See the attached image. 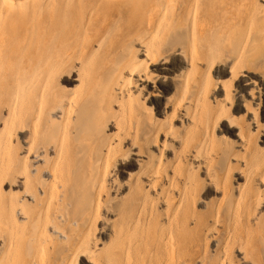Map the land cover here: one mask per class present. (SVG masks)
I'll return each mask as SVG.
<instances>
[{"label": "bare ground", "instance_id": "obj_1", "mask_svg": "<svg viewBox=\"0 0 264 264\" xmlns=\"http://www.w3.org/2000/svg\"><path fill=\"white\" fill-rule=\"evenodd\" d=\"M251 1L255 4L257 0L249 3L247 0L222 3L220 0H47L41 7L37 5L39 0H0V264H238L239 261L261 264L252 256L261 242L252 221L260 205L264 206V145L260 146L264 144V100L254 98L252 90L254 81L264 87V74L240 65L254 52L252 48H256L257 54L262 51L258 44L264 39L260 36L264 34V16L260 18L256 12L252 15L250 8L252 24L258 23L255 21L258 17L260 23L256 27L262 33L258 32L257 36L247 33L243 44L239 41L241 46L235 50L236 55L232 54L234 50L230 51L232 59H227L228 51L224 53L227 58L219 60V69H215L214 59H207L220 44L223 47L222 43L230 36L231 24L237 25L238 17L234 23L229 18L213 19L211 9H225L228 4L241 8L249 6ZM180 8L187 10V20L181 18ZM80 9L86 10L84 21L78 17ZM138 12L144 14L145 20L136 44L120 65L111 64L115 69L106 77L109 82L112 76L106 90L108 102L98 103L95 57H84L77 63L71 48L73 41L79 36H83L84 42L99 36L109 16H132ZM240 12L243 14V10ZM177 26H184L182 30L187 32L183 46L167 42ZM100 44L96 48L100 49ZM263 44L264 41L260 45ZM106 50L104 55L108 53ZM177 56L179 61L173 62ZM202 65L205 72L198 74ZM180 69H185V75L176 81L171 74ZM219 74L225 77H220L223 96L215 100L213 77ZM57 79L59 91L54 89ZM143 87L147 91L141 97ZM242 95L249 96L252 104L244 103ZM153 100L158 101L157 111L162 108L169 111L167 120L156 121L152 127L148 116L154 111ZM254 105H260L259 112ZM237 110L254 124V132L239 124L241 117L239 121L235 118ZM174 119L184 122L185 133L178 134L182 137L177 135ZM151 127L154 142L158 137L161 140V147L157 146L161 153L172 143L178 146L175 159L170 168L161 155L147 161L144 170L138 172L143 176L138 188L141 204L135 205L139 212L135 216V208L134 217L124 216L125 220L109 230L110 236L106 234L109 240L100 243L96 222L103 211L108 181L118 174L116 170L113 175L116 167L127 161L137 164L141 161L137 135ZM228 129H233L231 133L246 154L238 151L230 154L226 167L222 166L225 173L217 176L214 166L219 153L217 139ZM260 132V145L253 144L252 139ZM149 157L153 158L151 153ZM237 163L242 168L238 167L241 171L236 177H241L243 182L235 189L230 221L220 225L221 207H216L219 215L213 213L211 219L196 216L202 214L195 212V206L208 186L219 190L222 200L229 195L228 182ZM199 169H203V176L198 175ZM76 209L86 214L82 222L75 219ZM65 226L75 228L69 231ZM221 226L224 237L215 253L209 251L212 255L209 257L197 255L193 245L196 238L211 246L208 242L219 237Z\"/></svg>", "mask_w": 264, "mask_h": 264}, {"label": "rangeland", "instance_id": "obj_2", "mask_svg": "<svg viewBox=\"0 0 264 264\" xmlns=\"http://www.w3.org/2000/svg\"><path fill=\"white\" fill-rule=\"evenodd\" d=\"M42 1V2H41ZM44 1V2H43ZM115 1H119V0H115ZM120 1H122V0H120ZM124 1V0H123ZM224 1H229L230 2V0H220V3H222V2H224ZM232 1H234V0H232ZM261 1V2H260ZM45 2H47V0H39V4L37 3V5H39V6H43V4L45 3ZM250 2V0H247V3H249ZM251 4H252V6H251ZM257 4H258V9H257ZM261 4V5H260ZM228 6V7H227ZM226 6V8L225 9H227V10H225V9H219V8H213V9H211V13H210V15L213 17V19L214 18H216V17H220L219 19L220 20H222L223 19V21H224V19L226 20V19H230V21L231 22H235L236 20L238 21H236V23L235 24H237V25H234V24H231V26L230 27H232L231 28V31H230V36L227 38V40L224 42L225 44L227 43V46L224 44V43H222V45H223V47L221 46V44L219 45V47H217V48H215L214 50H213V52H211V55H210V53L207 55V59H214V61H215V69H219V66H220V64H221V61H219V60H221V59H225V58H227L228 60L229 59H232L233 58V56H235L236 54H234V52H235V50H236V52H237V50L240 48L239 46H241V44L240 43H242L243 44V42H244V39H245V37L247 36V33L249 34V35H253V36H257L259 33H262V32H260V29L258 30V27H256V25H258V23H260V21H259V19L258 20H256L258 17H263L264 16V10H262V8L264 9V0H257L256 2H255V4H254V2H252L251 1V3L249 4V6H246V7H241V8H238V7H234L233 8V6H229V4ZM251 6V7H250ZM263 6V7H262ZM229 7H230V9H229ZM249 8V9H248ZM250 8H251V10H252V15L254 14V12H256V13H258L260 16H258L256 19H255V21H256V23L257 24H252V21H251V16L252 15H250L251 14V10H250ZM181 9V8H180ZM178 10V12L180 11V16H181V14H182V17L181 18H183L184 20H187V17H188V15H187V10H185V9H181V10ZM259 9H261L262 11V13L259 11ZM185 10V11H184ZM243 10V14H241V12L240 11H242ZM250 10V11H249ZM79 11L82 13H80L79 14ZM79 11H77L78 13H77V15L79 14V18L81 19V21H84L85 19H86V10H84V9H80ZM228 11H229V14H228ZM231 11V12H230ZM235 11H236V13H235ZM87 12H88V10H87ZM235 14H234V13ZM240 12V13H239ZM247 12H248V14H247ZM250 12V13H249ZM248 15V16H245L246 14ZM239 14H241L242 15V18L243 19H245V17H246V20L244 21L243 19H241V16L239 15ZM83 15V16H82ZM142 15H143V17H142ZM224 15V16H223ZM232 15V16H231ZM238 15V17L236 18V16ZM263 15V16H262ZM81 16V17H80ZM116 16V17H115ZM136 16H138L137 18H136ZM223 16V17H222ZM226 16V17H225ZM230 16V17H229ZM113 16H109V17H107V20L105 21V23H103L102 24V27H103V29L101 30V32H100V34H99V36H95V37H93V38H91L90 40H85V42H84V39H83V36H79V37H77V39L75 38L74 39V41H73V43H74V45H72L71 46V48H73V50H74V57H75V61H78L77 63H79V61L80 60H82L84 57H95L96 58V60H95V58H93L94 59V61L93 62H95V64H94V66H97V67H94L95 68V76H97V77H95V83H96V96H97V99H98V103H106V102H108L107 101V92H106V90L108 89V87H109V85H110V82H111V78H112V76L110 75L109 76V82H107V79H108V75H109V72H110V70L111 71H114V70H112V68H114L115 69V67H117L118 65H120L121 64V62H123L124 60H125V58L127 57V55H128V53H129V51H130V49L132 48V47H134L135 46V44L136 43H134L136 40V37H137V35H138V33L140 32V29L142 28V25H143V23H144V20H145V17H144V14L143 13H141V12H138L137 14H134V15H132V16H129V15H122V17H121V15H119V14H116V15H114V17L112 18ZM123 17L125 18V20L123 21ZM233 17V18H232ZM85 18V19H84ZM231 18L232 19H234V21H232L231 20ZM235 18H236V20H235ZM250 18V19H249ZM255 18V17H254ZM253 18V19H254ZM77 19V18H76ZM228 19V20H229ZM238 19H240V20H238ZM114 20V21H113ZM129 20V21H128ZM137 20V21H136ZM242 20H243V23H242ZM261 20V19H260ZM80 21V20H79ZM81 21H80V23H81ZM113 21V22H112ZM251 21V22H250ZM115 22H116V24H115ZM119 22H123V23H121L120 25H119ZM79 22H78V24H80ZM115 24L114 26H113V24ZM249 23H251V24H249ZM122 24H127L126 26L125 25H123V27H121L122 26ZM128 24H130V25H128ZM239 24V25H238ZM241 24H243V25H241ZM120 27H119V26ZM141 25V26H140ZM248 25H250V26H248ZM253 25V26H252ZM109 26V27H108ZM117 26V28H115ZM251 26H252V31H251ZM113 27V28H112ZM129 27V28H128ZM182 27H184V26H181L180 28H179V26H177V27H175L174 28V30L172 31V32H174V33H171L170 35H169V38H168V40H167V42H170V43H168V44H172V42L171 41H173V45H178L179 46V44H180V46L182 45H185V43L187 42V32H185V29H183L182 30ZM246 27H248V28H246ZM250 27V28H249ZM120 28H122L121 29V31L119 30ZM140 28V29H139ZM179 28V29H178ZM254 28H256V29H254ZM100 29V28H99ZM111 29V30H110ZM124 29H126V30H124ZM240 29H241V33H240ZM247 29V30H246ZM248 29H250L249 31H248ZM107 30V31H106ZM113 30V31H112ZM175 30H176V32H175ZM180 30H182V32L180 31ZM244 30H246V31H244ZM254 30H256L255 32H254ZM116 31V32H115ZM119 33H121V34H119ZM134 31V32H133ZM181 32L182 33V35L183 36H181V34L180 33H178V32ZM184 31V32H183ZM239 31V32H238ZM251 31V32H250ZM108 32H109V34H108ZM113 32H114V34H113ZM125 32V33H124ZM255 34H254V33ZM259 32V33H258ZM110 33H111V35H110ZM177 33L179 34V35H177ZM244 33V35H245V33H246V35L244 36V35H242ZM257 33V34H256ZM105 34H106V37L104 38V36H105ZM112 34H113V36H112ZM134 34V36H132ZM179 37V36H181L179 39H178V37L176 36V35ZM241 36H240V35ZM263 34V33H262ZM262 34L260 35L262 38L264 37V34H263V36H262ZM108 35V36H107ZM172 35V36H171ZM238 35L240 36V39H239V37H238ZM236 36V37H235ZM110 37H111V40H110ZM118 37V38H117ZM172 37V38H171ZM176 37V38H175ZM231 37V38H230ZM233 37H235V38H233ZM113 38V39H112ZM171 38V39H170ZM242 38H243V41H242ZM83 39V40H82ZM101 39H104L105 40V42H103V40H101ZM109 40L110 42V44L108 43V41L107 40ZM234 39V40H233ZM237 41H236V40ZM239 39V40H238ZM97 40V41H96ZM178 40V41H177ZM229 40H231V41H229ZM89 41V42H88ZM101 41V44L99 43ZM177 41V42H176ZM183 41H185V43L183 42ZM228 41H229V43H228ZM233 41V42H232ZM235 41V42H234ZM239 41H240V43H239ZM260 41L263 43V41H264V39H260ZM78 42V43H77ZM102 42H103V45H102ZM236 42H238V43H236ZM87 43V44H86ZM97 43L98 44H100L101 45V47H99L100 49H98V48H96L97 46H95V45H97ZM105 43V44H104ZM107 43V44H106ZM113 43V44H112ZM123 43H125L124 45H123ZM127 43V44H126ZM176 43H178V44H176ZM231 43H232V47H231ZM262 43H260L259 42V47H260V49L262 50V51H260L259 50V47H258V45H257V50H259L260 51V54H259V57H258V54H257V51H256V53H255V50H256V48L254 49V48H252L253 49V51H252V49H251V51L253 52L252 54H254V56H255V54H256V57H254V56H252V54H249V56L247 57V59L246 60H244V62H243V64L241 63V65L240 66H243V67H249L250 66V68L254 71V68L258 71H254V72H256V74H258V73H260V75H263L264 73V56H263V51H264V44L263 45H260V44H262ZM112 44V45H111ZM115 44V45H114ZM233 44H237V45H233ZM77 45V46H76ZM107 45H109V49L108 50H106V48H108V46ZM129 45H130V47H129ZM229 45H230V47L232 48V49H230V47H229ZM110 46H113V47H111V49H110ZM234 46V47H233ZM262 46H263V48H262ZM80 47V48H79ZM85 48V50H84V48ZM102 47H104V48H102ZM129 47V48H128ZM221 47V48H220ZM226 47H227V49H226ZM65 48V47H64ZM118 48V49H117ZM234 48V49H233ZM80 49V50H79ZM84 51H83V50ZM102 49H104V51L102 50ZM121 49H123L122 50V52H121ZM216 49H219L218 51L216 50ZM224 49V50H223ZM61 50H63V48L61 49ZM71 50V49H70ZM75 50H77V51H75ZM93 50H95V52L93 51ZM101 50V51H100ZM105 50H106V52H108V53H106V55H104V52H105ZM114 50V51H113ZM226 50V51H225ZM234 50V51H233ZM82 51V52H81ZM93 51V52H92ZM100 51V52H99ZM110 51V52H109ZM115 51H117V52H115ZM220 51V52H219ZM224 51V52H223ZM228 51V54H229V56H228V54L226 53V56H225V52H227ZM230 51H233V56H232V58H231V52ZM258 51V52H259ZM100 53V56H101V58L99 57V54H97V53ZM103 52V53H102ZM128 52V53H127ZM235 52V53H236ZM262 52V53H261ZM94 53V54H93ZM113 53V54H112ZM217 53L218 54V56H217V54L215 55V54ZM251 53V52H250ZM120 54V55H119ZM123 54V55H122ZM224 54V56H222V55ZM231 54V55H230ZM77 55V56H76ZM78 55H81V56H78ZM92 55V56H91ZM94 55H96V56H94ZM97 55H98V57H97ZM104 55V56H103ZM109 55V56H108ZM117 55V56H116ZM210 55V56H209ZM213 55V56H212ZM215 55V56H214ZM121 56V57H120ZM251 56V57H250ZM77 57H79V58H77ZM103 57H104V60H103ZM120 57V58H119ZM209 57V58H208ZM254 57V58H253ZM107 58V59H106ZM116 58V59H115ZM248 58H251V60L250 59H248ZM257 58V59H256ZM259 58H260V60H259ZM77 59V60H76ZM80 59V60H79ZM109 59V60H108ZM121 59V60H120ZM179 59L180 58H178V56L177 57H174L173 59H172V61L173 62H175V60H176V62L177 61H179ZM217 61H216V60ZM254 59V60H253ZM262 59V60H261ZM101 60V61H100ZM103 60V61H102ZM117 60V61H116ZM248 60H250L249 62H248ZM105 61V62H104ZM107 61V62H106ZM109 61V62H108ZM251 61H253L252 63H251ZM258 61H262V63L261 62H258ZM115 62V63H114ZM248 62V63H247ZM100 63V64H99ZM114 63V65H115V67H114V65H112L111 66V64H113ZM256 63V64H255ZM98 64V65H97ZM252 64V65H251ZM203 65L205 66V62H203ZM200 66L201 68H200V71L198 72V74H203V72H205L204 70H205V68H204V66ZM248 65V66H247ZM254 66V67H253ZM257 68H256V67ZM99 67V68H98ZM109 68V69H108ZM105 70V71H104ZM109 70V71H108ZM99 71V72H98ZM100 71H101V73H100ZM106 71H108V72H106ZM106 72V73H105ZM157 73H158V71H156ZM213 72L214 71H212V76H214L213 75ZM113 72H111V74H112ZM97 74V75H96ZM99 74H101V75H99ZM99 75V76H98ZM105 75V76H104ZM113 75V74H112ZM172 75V77L173 78H175L176 79V81H179V79L180 78H183V76L185 75V69H180V70H178V71H176L174 74H171ZM100 77H102L101 79H100ZM106 77H107V79H106ZM222 79H224L225 77H223L222 75H218V76H215V77H213V84H214V86H215V88H216V92L218 93H214L213 95V97H214V99L215 100H217V99H219V97L222 95L223 96V92L221 91V78ZM104 78V79H103ZM103 79V80H102ZM104 80H106L105 82H104ZM97 82H98V84H97ZM103 82V83H102ZM107 82V83H106ZM219 83V84H218ZM54 89L55 90H57V91H59V86H60V81L57 79V82L55 81L54 82ZM218 84V85H217ZM254 84H255V86H254V88H253V90H252V92L254 93V98H255V96H256V98L257 99H262V100H264V87H262V85H260L259 83H258V81H254ZM155 85V87H156V85L157 84H154ZM164 86V88H166V83L165 84H163ZM174 85H175V83H174ZM176 86V85H175ZM175 86H174V88H175ZM163 87H162V89L161 90H163ZM100 88H101V90H100ZM146 89V88H145ZM141 90V93L143 94H141L140 93V96L142 97V96H144V94H145V91H147V89L146 90H144V87H143V89L141 88L140 89ZM103 91H105V92H103ZM99 92V93H98ZM144 92V93H143ZM172 93L174 92V89H172V91H171ZM220 92V93H219ZM236 91H234L233 93H235ZM105 93V94H104ZM103 94V95H102ZM220 94V95H219ZM216 95V96H215ZM219 95V96H218ZM221 96V97H222ZM213 97H212V102H213ZM215 97H218V98H215ZM241 99H242V101L244 102V103H249V105H251L252 104V100H251V98L249 97V96H245V95H242V97H240ZM147 99H148V97H147ZM214 100V101H215ZM154 101V102H153ZM152 101V103H151V107H152V110H154V111H152V114H149V118H151V123H153V125H152V127L155 125V122L156 121H165V120H167V116H168V112L167 111H169V109L167 110V109H165V110H163V108L161 109V110H159L160 111V113H159V111H157V100H153ZM248 101V102H247ZM254 106H256V107H253V108H257L256 110H257V112H259L260 111V105H254ZM259 106V107H258ZM156 108V109H155ZM156 110V111H155ZM163 111H164V113H163ZM241 112V113H240ZM59 113V111L58 112H56V115L57 116H59L60 115V113ZM157 114V115H156ZM164 114V115H163ZM237 114V115H236ZM236 114H235V118L239 121L240 120V117H241V123H239L240 125H242L243 127H247V128H250L249 130H251V129H253L254 128V124H252L251 123V121L249 122V121H246L247 119L246 118H244L243 117V115H242V111H239V110H237V112H236ZM156 115V116H155ZM240 115V116H239ZM160 116V117H159ZM163 116V117H162ZM165 116V117H164ZM236 116H238V117H236ZM154 118V119H153ZM164 118V119H163ZM246 119V120H245ZM152 120H153V122H152ZM176 120V121H175ZM176 124H175V123ZM173 123L176 125V128H177V135L178 134H180L181 132H182V130L183 131H185L184 130V122L182 121H178L177 119H174L173 120ZM179 123H182V124H179ZM247 123V124H246ZM181 125V126H180ZM179 126V127H178ZM152 127L151 128H148L147 130H143V131H139V133H138V135H137V138H138V143H137V147L139 148V154H140V156H141V161L137 164V163H135L134 161H127V162H125L124 163V165L123 166H118V167H116L114 170V173H113V175L116 173V170H117V172H118V174H115V178H114V176H113V178H112V180H110V181H108V184H107V186H106V194H105V196H104V199H105V202H104V207H103V211H102V214H101V216H100V218L98 219V221H99V223L101 224H99V223H97L96 222V231H97V236H98V239L100 240L99 242L100 243H104V242H106V240L108 239L109 240V236H110V232H109V230L111 231L112 229L111 228H113L114 226H117L119 223H121L123 220H125L124 219V216L125 217H127V219L128 218H132V217H134V213H135V216L137 215V213L139 212V207L138 206H140V204H141V197H140V193L138 192V188H139V186H140V182H142L143 181V176L142 175H139L138 174V172H139V170H144V168H145V165H146V163H147V161L148 160H150V159H157L158 158V156H162V158H163V161L164 162H166L167 163V167L168 168H170V166H171V164L173 163V161H174V159H175V153L177 152L176 150L178 149V146L176 145H174V143H172L171 145H169V147L168 148H166L165 150H163L162 151V153L159 151L160 149H158V148H160L161 146H159L160 144H161V140L159 139V137L156 139V142H154L155 141V139L153 138L154 137V135H153V132H152ZM252 127V128H251ZM220 129H222L223 130V127H221ZM219 129V130H220ZM112 130V129H111ZM229 131L228 132H225V133H223L224 134V136L222 137V138H220L221 136L219 135L218 136V139H217V145L219 146V148H218V151L217 152H219V153H217L216 154V156H217V158H215V161H214V166L216 167V170H217V176H222V174H224L225 173V171H226V163H227V158L230 156V154H232L233 152H239L241 155L243 154H246L245 153V151H243L241 148H240V144H238L239 143V140H236L237 139V137L235 136V135H233V133H231V132H233V129L232 130H230V129H228ZM110 131V130H109ZM108 131V133H110V132H112V131H110L109 132ZM221 131V130H220ZM143 132H144V134H143ZM180 132V133H179ZM253 132H254V129H253ZM185 133V132H184ZM184 133L182 132V134L184 135ZM218 133V132H217ZM140 134V135H139ZM178 135V136H183V135ZM226 134V135H225ZM254 134H256V133H254ZM261 134H262V132H260V134L256 137H254L252 140H253V144H256V145H260V144H258L259 142H260V137H261ZM228 135H230V136H228ZM226 136V137H225ZM236 138H235V137ZM141 137V138H140ZM225 137V138H224ZM228 137H232V138H228ZM234 138H235V140H234ZM162 139V138H161ZM223 140V141H222ZM255 140V141H254ZM258 140V141H257ZM222 141V142H221ZM228 141V142H227ZM150 142V143H149ZM152 144H153V147H152ZM156 145V146H155ZM173 145V146H172ZM235 145H237V146H235ZM262 145H264V144H261L260 146H262ZM127 146V145H126ZM154 146H155V148H154ZM157 146H158V148H157ZM229 146V147H228ZM230 146H231V148H230ZM172 148V150H170L171 148ZM176 147V148H175ZM153 148V149H152ZM224 148H226V149H224ZM169 149V150H168ZM229 149V150H228ZM239 149V150H238ZM225 150V151H224ZM160 153H159V152ZM166 151V152H165ZM176 151V152H175ZM230 151V153H228V152ZM241 151V152H240ZM242 152H244V153H242ZM149 153H151L152 154V156H153V158H150L149 157ZM158 153V154H157ZM169 157V156H174L172 159H171V157H169V158H166L167 156L165 155V154ZM228 153V154H227ZM171 154V155H170ZM173 154V155H172ZM220 154V155H219ZM227 154V155H226ZM224 155H225V157H224ZM164 156V157H163ZM143 157V158H142ZM221 158V159H220ZM223 158H225L224 159V162L222 161L223 160ZM226 160V161H225ZM130 163H132V164H130ZM219 163V164H218ZM137 164V165H136ZM225 164V165H224ZM240 165H238V163H237V168H235V169H233V174L231 173L230 174V181L228 182V183H230V187H231V191H230V193H229V195H227V197H225V199H223L222 200V197L220 196L221 195V193H219V190H217V189H215V187H211V186H208V187H211V189L210 188H206V190H204V192L202 193V195L201 196H203V197H201L200 196V198H199V200H198V203L196 204L197 206H195V212H201L202 214H197L196 216H198V215H201V216H203V217H207L208 219H211L213 216H214V214L215 213H217L219 210V208H217L216 209V207H221L220 208V212H218L217 214L219 215V218H220V225H224L225 226V224L226 223H228L227 221H230V215H231V209H232V203L234 204V199H235V189L237 188V186H239V185H241V183L243 182V179L241 178V177H236L237 176V174H239V172L241 171H239V169L240 168H242L241 166V163H239ZM219 167H218V166ZM124 166H126V168L124 167ZM135 166V167H134ZM138 166V167H137ZM222 166H225V167H222ZM222 167V168H221ZM238 167H240V168H238ZM137 168V169H136ZM122 169H124V170H122ZM134 169V170H133ZM219 169V170H218ZM221 169V170H220ZM122 170V171H121ZM130 170H132V171H130ZM203 171V169H199L198 171V175H199V173H200V176H203V173H202V171ZM125 171H127V173L125 172ZM201 171V172H200ZM221 172V173H220ZM237 172V173H236ZM130 173V175L129 176H127V174H129ZM202 174V175H201ZM235 174V175H234ZM139 175V176H138ZM234 175V176H233ZM119 178H118V177ZM127 176V177H126ZM117 177V178H116ZM141 177V178H140ZM233 178H236L235 180L233 179ZM238 178V179H237ZM127 179V180H126ZM129 180V181H128ZM234 181H236V182H234ZM110 183V184H109ZM121 183L123 184V185H121ZM235 183V184H234ZM116 185L117 187H115L114 185ZM234 184V185H233ZM237 184V185H236ZM109 185V186H108ZM112 185V186H111ZM135 185V186H134ZM235 185H236V187H235ZM114 187V188H113ZM123 187V188H122ZM113 188V189H112ZM126 188H128L127 190H126ZM120 191H119V190ZM208 189V190H207ZM215 189V190H214ZM111 190H113V191H111ZM114 190H116V191H114ZM210 191V192H209ZM213 191V192H212ZM114 192V193H113ZM129 192H130V194H129ZM111 193H112V195H111ZM218 195V196H216V194ZM219 193V194H218ZM120 194H123V195H120ZM213 195H215V196H213ZM120 198H119V197ZM220 196V197H219ZM125 197V198H124ZM218 197V198H217ZM119 198V199H118ZM127 198V199H126ZM133 198V199H132ZM118 199V201H115V200H117ZM129 199H131V200H129ZM220 201H218V200ZM122 200V201H121ZM125 200V201H124ZM126 200H128V201H126ZM217 200V201H216ZM221 200H222V203H223V206H222V203H221ZM120 201V202H119ZM131 201H132V203H131ZM112 202V203H111ZM117 204H116V203ZM119 202V203H118ZM138 202V208L135 206L136 205V203ZM213 202H216V204L215 203H213ZM218 202H219V204H221V205H219L218 204ZM118 204H120L119 206H116V205H118ZM122 204V205H121ZM129 204V205H128ZM114 207H113V206ZM124 205V206H123ZM129 207H128V206ZM212 205L214 206V207H212ZM219 205V206H218ZM264 204H262V206H263ZM200 206V207H199ZM119 207V208H118ZM132 207V208H131ZM113 208V209H112ZM117 208V209H116ZM130 208V209H129ZM138 209V210H136V209ZM215 210H214V209ZM260 208V209H259ZM258 209H257V212L258 211H260L259 213V215H258V213L257 212H255V215H254V218L256 219H254L252 222H255L254 223V226H256L257 227V229H258V231H256L257 233H258V235H260L259 237H260V239H261V242L260 243H258V245H257V250L255 249L254 251H253V254H252V256H253V258H255L254 260L255 261H258L259 263H261V264H264V261H263V259H264V257H263V255H264V251H262V249L264 250V246H263V244H262V242L264 243V232H262V231H264V206L263 207H261V205H260V207H259ZM262 208V209H261ZM104 209H105V211H104ZM135 209V210H134ZM213 209V210H212ZM78 210H79V212H78ZM112 210H113V212H112ZM126 210V211H125ZM129 210V212H127ZM134 210V211H133ZM198 210V211H197ZM203 210V211H202ZM217 210V211H216ZM224 212H223V211ZM77 211V212H76ZM134 213H133V212ZM136 211V212H135ZM76 212V213H75ZM75 212H74V214H76L77 216H78V218H77V216L76 215H74V218H75V216H76V220L79 222H82L83 220H84V218H85V216H86V214H84L83 213V211H81L80 209H76L75 210ZM112 212V213H111ZM121 212V213H120ZM204 212H206V214L204 213ZM209 212V213H208ZM80 213V214H79ZM111 213V214H110ZM130 213H132V214H130ZM214 213V214H213ZM257 213V214H256ZM117 214V215H116ZM126 214V215H125ZM212 214H213V216H212ZM103 215V216H102ZM108 215H110V216H108ZM123 215V216H122ZM210 215V216H209ZM216 215V214H215ZM79 216H81V217H79ZM212 216V217H211ZM119 217V218H118ZM79 219V220H78ZM115 220L117 221L116 223H115ZM132 220V219H131ZM101 221H102V223H101ZM104 221V222H103ZM109 221V222H108ZM263 221V222H262ZM261 222H262V224H261ZM103 223L105 224V225H103ZM107 223V224H106ZM111 223V224H110ZM259 224H261V225H259ZM100 226V229H99V227L98 226ZM107 225V226H106ZM102 226V227H101ZM104 226H105V228H104ZM111 226V227H110ZM219 227V229H220V231H219V237H216V240L214 239L213 240V238H210L209 240L210 241H212V242H208L211 246H207V245H205L204 244V242L202 241V240H200L199 239V237H197L196 238V241L194 242V249L195 250H198V254L197 255H199V253H200V257H204L203 255H205L206 254V256L208 255V257L209 256H212L214 253H215V250H217V248L219 247V241L221 240L222 241V239H223V237H224V231H222V228L223 227ZM66 227V226H65ZM106 227H108V228H106ZM73 228H75V227H72V226H70V228L69 227H66V230H69V231H72V229ZM104 228V229H103ZM98 229H99V231H98ZM106 229V230H105ZM263 229V230H262ZM74 231V230H73ZM101 231V232H100ZM102 231H103V233H102ZM108 231V232H107ZM106 232V233H105ZM100 233V234H99ZM104 234V235H103ZM106 234H108V235H106ZM199 234H200V232H199ZM261 234H263V235H261ZM101 235V236H100ZM263 237V238H262ZM101 239L103 240V241H101ZM106 239V240H105ZM107 240V241H108ZM199 242H200V244H202V242H203V249H202V247L201 246H199L200 244H199ZM197 243V244H196ZM207 243V244H208ZM221 243V242H220ZM260 244H262V245H260ZM101 246V245H100ZM208 248H207V247ZM263 246V247H262ZM199 247V248H198ZM204 247H206L205 249H207V250H204ZM198 248V249H197ZM201 248V249H200ZM203 250V251H202ZM260 250V251H259ZM210 251V252H209ZM211 251H213V252H211ZM261 251H262V254H260L261 253ZM212 253V255L211 254H209V253ZM235 259H237V257L235 258ZM261 259H262V261H261ZM241 262V263H240ZM238 264H243V262L242 261H239V263Z\"/></svg>", "mask_w": 264, "mask_h": 264}]
</instances>
